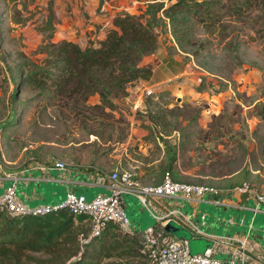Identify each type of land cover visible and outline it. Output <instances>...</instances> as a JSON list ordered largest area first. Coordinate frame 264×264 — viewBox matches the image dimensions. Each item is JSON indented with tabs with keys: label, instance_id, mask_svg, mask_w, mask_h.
Instances as JSON below:
<instances>
[{
	"label": "rangeland",
	"instance_id": "rangeland-1",
	"mask_svg": "<svg viewBox=\"0 0 264 264\" xmlns=\"http://www.w3.org/2000/svg\"><path fill=\"white\" fill-rule=\"evenodd\" d=\"M49 1L52 7V1L66 3L67 11L76 5L83 25L89 27V9L93 15L106 12L109 16L118 10L141 13L149 2L167 7L168 17L156 12V46L147 61L151 67L156 55L172 77L151 87L150 93L127 89L124 97L113 99L115 106H95L97 93L85 101L64 103L49 84L31 87L23 83L30 60L40 61L48 54L40 50L42 45L52 42L41 30L46 14H51ZM210 1L182 0L168 7L175 0H0V164L14 169L30 160L59 158L75 167L108 170L112 166L98 159L106 161L118 152L120 167L148 183L154 178L152 173L142 174L144 167L152 160L153 165L164 161L163 139L177 144V179L220 187L249 180L256 169L264 174V9L240 0ZM58 8L54 4L55 16L60 14ZM136 96L139 101L133 105ZM46 182L38 181L37 186ZM32 184L17 185V194L30 192ZM73 189L87 198L102 190L95 185ZM122 198L137 232L154 223L131 193H123ZM183 208L190 206L184 202ZM197 209L206 213L205 222L216 213L228 216L205 202H199ZM244 213L247 224L252 211ZM261 219L255 213L252 223L261 224ZM171 224L176 229L170 234L185 237L191 252L203 249V237ZM223 231L217 228L218 233ZM109 240L105 238L102 254L109 249ZM135 258L100 255L96 264H134Z\"/></svg>",
	"mask_w": 264,
	"mask_h": 264
},
{
	"label": "trees",
	"instance_id": "trees-1",
	"mask_svg": "<svg viewBox=\"0 0 264 264\" xmlns=\"http://www.w3.org/2000/svg\"><path fill=\"white\" fill-rule=\"evenodd\" d=\"M181 1L175 0L168 7L180 5ZM240 2L264 9V0ZM149 3L141 13L114 11L110 16L111 25L95 44L81 47L68 39L43 44L40 50L48 54L38 62L30 60L32 66L21 81L31 87L53 86V93L64 103L85 101L90 94L97 93L99 103L95 106H115L113 99L124 97L134 80L147 79L151 74L147 56L156 46V12H164L166 17L171 15L167 14V7ZM41 30L46 31L45 37L51 36L49 13ZM162 144L164 161L157 165L147 164L142 174L148 177L152 173L154 182H158L167 171L172 179L181 180L177 179L180 173L174 166L177 144L163 139ZM101 169L91 168L93 171ZM230 184L233 185L226 183ZM89 230L84 214H74L66 208L43 215L11 216L0 207V264H96L100 255L112 254L137 256L134 264L146 262L137 231H123L110 221L97 234L89 235ZM105 238H110L109 249L102 254ZM30 252L43 253L47 257L33 256Z\"/></svg>",
	"mask_w": 264,
	"mask_h": 264
},
{
	"label": "built area",
	"instance_id": "built-area-1",
	"mask_svg": "<svg viewBox=\"0 0 264 264\" xmlns=\"http://www.w3.org/2000/svg\"><path fill=\"white\" fill-rule=\"evenodd\" d=\"M143 90L145 93L152 92L151 87H144ZM67 165L59 158L30 160L14 169H7L0 164V207L11 216L43 215L66 208L74 214L85 215L90 226L89 235L97 234L108 221L123 231L134 232L137 230L127 218L122 198L123 193H131L154 220L153 224L146 225L138 232L142 251L147 256L146 262L142 264H264L262 255L248 233L208 231L200 227L205 223L204 213L199 214L196 222L181 207L182 202H187L190 206L202 201L222 204L220 198L223 193L237 196L247 193L252 201L247 207L253 212L258 211L260 205L264 206V192L250 182L242 180L222 188L174 180L165 171L158 182L144 183L139 181L134 171L120 166L97 171L87 168L86 177L81 180L66 174ZM52 170L56 171L55 175ZM82 171L84 170H80ZM38 180L62 183L65 185L63 196L49 202L29 204L28 195L22 198L17 194V185ZM80 185L100 186L102 190L87 198L84 193L74 191L73 188ZM217 194L220 195L219 199L214 198ZM167 222L180 224L191 236L203 237L206 240L203 249L191 252L185 237H176L164 230L163 226ZM226 222L230 223V218Z\"/></svg>",
	"mask_w": 264,
	"mask_h": 264
},
{
	"label": "crops",
	"instance_id": "crops-1",
	"mask_svg": "<svg viewBox=\"0 0 264 264\" xmlns=\"http://www.w3.org/2000/svg\"><path fill=\"white\" fill-rule=\"evenodd\" d=\"M53 7L50 4V1L48 3V12H50L51 17V36L49 39L52 42H56L60 39H68L75 43H77L79 46L84 47L89 44H95L96 41L103 36L104 30L111 25L110 23V16H105L106 12H101V14H95L93 15L92 11L89 9V15L90 17L87 19V23L91 22V27L87 26L86 24L83 25L82 22V15L80 10L76 7V5H73V7H69L70 11H67L66 3H62L61 5L58 3H55L52 1ZM55 6L60 11L59 16H55L53 14V8ZM102 7V6H101ZM154 56V55H153ZM155 62L153 61L151 66V74L149 78L147 79H136L128 87V89H132L135 92H141L144 87H155L160 86L165 81V79H169V77H172V73L166 68L164 61L162 59L157 58L155 55ZM164 56L161 55L160 58ZM137 96L135 97V101H133V105H136L134 102H138L139 100H136ZM132 105V106H133ZM138 124V122H136ZM140 131H144V129L139 128ZM121 144V143H120ZM116 145V144H115ZM113 151L115 150L112 149ZM120 153L116 152L115 154L111 155V158H108V160L98 159L102 163H105L104 165L110 164L112 166L110 169L121 166L120 161ZM155 160L149 161L146 164L153 165ZM67 164V163H66ZM96 166L90 165V168H95ZM86 165L75 167L74 164H68L66 167V174L73 177H79L80 179H84L86 177ZM103 169V168H102ZM80 170H84L80 172ZM107 170V169H106ZM252 171V170H250ZM85 172V174H83ZM252 178L249 180H246L253 184L259 191L264 192V174L259 173L258 169L255 170V172H252ZM81 179V180H82ZM38 181H47L44 184H39L37 186ZM32 184L34 181L26 182L23 186L32 184L31 191L30 192H24L22 198H24L25 195H28L29 198L27 202L30 199H34L36 202H45V201H53L59 198L60 195L63 194L65 190V185H62L56 181H48V180H38ZM241 182V181H240ZM51 183V184H49ZM239 182H235L234 184H237ZM226 185L227 186H231ZM78 187V186H77ZM224 188L223 186H220ZM88 189V188H87ZM213 199V196L211 197ZM45 200V201H44ZM220 200L223 202L222 204H217L212 201H202L210 205H214L218 208V210H223L227 212V218L224 216H221L220 213H216L215 217L211 221H207L204 223L203 227L204 229H207L208 231L218 233L217 228L222 227L223 232H231V231H238L241 233H248L253 240L256 248L262 255V259L264 260V206L262 208H259L258 211H252V215L250 216V222L247 224H244V217H245V210L250 209L247 206H250L252 204V201L250 197H248L247 193H241L240 196H237L236 194H229V193H223L221 195ZM171 204V202H168ZM199 203V202H198ZM184 202L181 203V207L183 208ZM190 206V205H189ZM139 209H142V206H139ZM184 212L190 216L193 220L198 222L199 220V214L204 213L206 216V213L204 211H199L197 209V204L195 206H190L189 210H185L183 208ZM258 213L259 216L262 217L261 224L254 225L252 223L253 220V214ZM230 218L231 222L227 223L226 220ZM262 225V227H261ZM139 235V233L137 232ZM255 248V249H256Z\"/></svg>",
	"mask_w": 264,
	"mask_h": 264
},
{
	"label": "water",
	"instance_id": "water-1",
	"mask_svg": "<svg viewBox=\"0 0 264 264\" xmlns=\"http://www.w3.org/2000/svg\"><path fill=\"white\" fill-rule=\"evenodd\" d=\"M214 198H215V199H219V198H220V195L217 194V195L214 196ZM163 228H164V230H166L167 232L172 233V234H174L172 231H173L174 229H176V228L171 224V222H167V223L163 226ZM176 236H177V235H176ZM177 237H183V236H177Z\"/></svg>",
	"mask_w": 264,
	"mask_h": 264
}]
</instances>
